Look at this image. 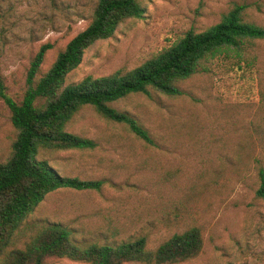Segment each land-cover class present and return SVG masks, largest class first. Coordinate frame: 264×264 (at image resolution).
I'll return each mask as SVG.
<instances>
[{"label": "rangeland", "instance_id": "374dc122", "mask_svg": "<svg viewBox=\"0 0 264 264\" xmlns=\"http://www.w3.org/2000/svg\"><path fill=\"white\" fill-rule=\"evenodd\" d=\"M140 17L98 40L67 78L76 83L126 72L169 47L188 30L200 32L244 5L245 21L264 26V0H138ZM95 0H0V75L8 97L20 102L30 61L49 45L40 74L91 21ZM249 67L238 68L237 64ZM170 97L131 93L113 105L149 132L153 144L121 123L82 107L65 129L95 147L45 153L65 176L102 179L99 191L60 188L45 195L22 224L28 235L45 221L60 223L82 241H121L144 235L155 248L193 226L200 254L179 264H264V201L256 196L257 167L264 168V40L202 63ZM15 130L0 97V162L10 155ZM52 264H85L67 258ZM124 264H144L127 262Z\"/></svg>", "mask_w": 264, "mask_h": 264}, {"label": "trees", "instance_id": "16d2710c", "mask_svg": "<svg viewBox=\"0 0 264 264\" xmlns=\"http://www.w3.org/2000/svg\"><path fill=\"white\" fill-rule=\"evenodd\" d=\"M244 8L236 4L205 30L186 31L175 43L131 70L68 83V75L79 66L91 45L110 38L120 24L143 12L138 0H95L89 24L58 52L48 70L40 74L49 45H42L33 56L20 102L6 95L0 75V97L10 109L15 130L10 155L0 162V264H52L63 258L85 264H179L200 254L203 237L196 226L171 234L151 249L144 235L121 241H107L106 237L79 241L71 229L60 223L45 221L28 235L22 224L45 195L54 190L101 189L102 179L61 175L42 157L53 151L95 147L93 140L65 129L82 107L92 106L103 118L126 125L137 138L153 144L149 132L135 116L113 104L131 93L180 96L183 91L179 83L198 73L204 61L229 52L241 57L246 44L264 40V26L245 21ZM244 65L237 64L238 68L249 67L248 63ZM254 133L264 137V121L256 124ZM257 176L256 196L264 201L261 165Z\"/></svg>", "mask_w": 264, "mask_h": 264}]
</instances>
